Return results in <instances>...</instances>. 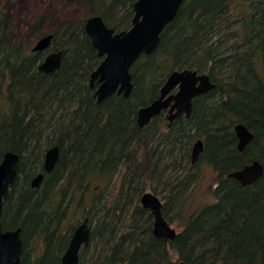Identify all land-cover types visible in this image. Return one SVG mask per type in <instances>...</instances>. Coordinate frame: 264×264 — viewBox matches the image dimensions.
I'll list each match as a JSON object with an SVG mask.
<instances>
[{
	"label": "trees",
	"instance_id": "trees-1",
	"mask_svg": "<svg viewBox=\"0 0 264 264\" xmlns=\"http://www.w3.org/2000/svg\"><path fill=\"white\" fill-rule=\"evenodd\" d=\"M135 1L49 6L50 15L57 6L86 10L49 32V51L62 52L60 69L50 74L37 71L43 52L13 41L0 7V160L5 151L19 155L2 228L21 227L20 264H61L70 237L59 231L61 206L77 203L88 208L92 224L80 264H264V174L252 185L226 177L251 159L264 166V0H241L237 9L234 0H185L156 50L131 67L128 98L113 94L97 104L87 81L100 59L84 32L85 18L100 15L115 32L127 30ZM45 18L30 25L37 39ZM187 68L207 71L215 88L194 99L187 119L168 127L157 116L139 127L138 108L157 98L169 72ZM234 119L254 135L242 153L235 149ZM199 137L205 143L200 161L218 173L215 201L185 216L199 176L190 148ZM54 145L53 169L31 188V179L43 173L45 149ZM93 186L100 194L87 207L84 195ZM147 189L161 197L165 219H184L172 241L151 233V216L139 203ZM31 240L41 244L35 256Z\"/></svg>",
	"mask_w": 264,
	"mask_h": 264
},
{
	"label": "water",
	"instance_id": "water-1",
	"mask_svg": "<svg viewBox=\"0 0 264 264\" xmlns=\"http://www.w3.org/2000/svg\"><path fill=\"white\" fill-rule=\"evenodd\" d=\"M183 2L184 0H136L133 4V17L129 29L117 33L106 27L99 16L92 17L85 22V33L96 55L101 58L97 68L90 74V87L95 80L99 84L94 94L97 102H101L114 93L122 94L125 98L129 96L132 87L131 67L140 56H148L156 50L161 33L173 20ZM51 40V34L40 38L32 48V52L45 51L50 47ZM61 55V51L49 54L37 69L43 73L58 70L61 65ZM212 87L214 85L207 75H200L186 69L173 71L162 84L158 98L138 109L136 122L142 128L166 109L169 121L182 114L188 116L193 99ZM175 88V93H171ZM234 130L238 140L237 149L242 151L253 139V134L242 124L235 126ZM202 150V141H195L191 150V163L198 160ZM57 158V147L46 151L42 165L43 173H38L31 179V188L39 187L43 174L51 172ZM18 162L19 155L14 152H6L0 161V264H20L21 260V229L3 230L1 222L3 204L18 175ZM263 173V167L254 160L240 170L228 174L227 177L235 179L241 185H251ZM139 203L153 217L154 237L172 241L176 232L165 221L159 198L151 192H144L140 196ZM90 232L87 220L76 227L60 259L61 264L78 263L80 249L88 244ZM177 264L184 263L178 262Z\"/></svg>",
	"mask_w": 264,
	"mask_h": 264
},
{
	"label": "rangeland",
	"instance_id": "rangeland-1",
	"mask_svg": "<svg viewBox=\"0 0 264 264\" xmlns=\"http://www.w3.org/2000/svg\"><path fill=\"white\" fill-rule=\"evenodd\" d=\"M54 2H56V0H0V6H2L1 8L6 11L9 24L14 28L12 35L13 41L31 49V47L36 43L37 38H35L34 34L29 31V26L35 21V19L45 17L46 15L43 24L39 27L40 32L45 34L52 31L60 21L65 19H79L86 13L84 8L66 6L65 8L59 7L58 9L56 7L55 12L50 15L51 12L48 11V9ZM216 182V173L210 169L209 166H206V164H200L199 176L195 186L193 187L191 198L184 206L183 214L185 216L198 210L201 206L215 201L213 192ZM99 191L100 190L98 188L94 189V186L91 187L84 195L86 201L84 205L90 204L92 198L100 194ZM105 192L102 195L105 196ZM145 192L151 191L147 189ZM158 198L162 203L161 197ZM83 209L84 208L78 210L76 212L78 214L75 213L72 217L69 216L66 223H70L72 227L76 226L81 218L80 216ZM166 220L176 231H180L184 224V219L182 220V218L181 220H177V217L171 219L168 218ZM28 247L32 256L37 255L41 250V244L32 240L29 242Z\"/></svg>",
	"mask_w": 264,
	"mask_h": 264
},
{
	"label": "bare ground",
	"instance_id": "bare-ground-1",
	"mask_svg": "<svg viewBox=\"0 0 264 264\" xmlns=\"http://www.w3.org/2000/svg\"><path fill=\"white\" fill-rule=\"evenodd\" d=\"M185 1V0H184ZM136 2V1H135ZM134 2V3H135ZM241 2V3H240ZM133 3V4H134ZM238 3H240L241 5H242V1L241 0H234V2L231 4V5H233L234 6V8L235 9H237L238 8ZM183 4V3H182ZM240 4H239V6H240ZM53 5V4H52ZM54 5H56V3H54ZM51 6V5H50ZM0 7H2V6H0ZM230 7H232V6H230ZM59 7L57 6V9H58ZM133 8V7H132ZM233 8V7H232ZM233 8V9H234ZM2 10H3V12L7 15V13H6V11L3 9V8H1ZM55 12V11H54ZM263 14H264V9H263ZM95 16H99L100 17V15H91V16H88V17H86L85 19V22L88 20V19H90V18H92V17H95ZM8 17V16H7ZM40 19V17L39 18H37V19H35V21L34 22H36V21H38ZM103 20V19H102ZM104 22V21H103ZM105 24V23H104ZM106 25V24H105ZM84 26H85V23H84ZM11 27H13V26H11ZM107 27V26H106ZM29 28H30V26H29ZM109 28V27H108ZM111 29V28H110ZM234 29H236V27L234 28ZM113 30V29H112ZM114 31V30H113ZM124 31H126V30H124ZM84 32H85V30H84ZM115 32V31H114ZM115 33H117V32H115ZM50 33H46V34H44L43 36H41L40 38H42V37H44V36H46V35H49ZM86 34V33H85ZM87 35V34H86ZM51 36L53 37V35L51 34ZM88 37V36H87ZM40 38H38L37 39V41L40 39ZM89 38V37H88ZM90 40V39H89ZM36 41V42H37ZM90 43H91V41H90ZM35 45V44H34ZM34 45L31 47V49H30V51L32 52V48L34 47ZM242 48V47H241ZM242 50L243 51H240V53H245V54H249V52H245L244 51V48H242ZM54 52H58V51H49V48L48 49H46L45 51H43V53H44V56H43V59H45V57L46 56H48L49 54H51V53H54ZM32 53H36V52H32ZM40 53V52H39ZM62 53V52H61ZM152 53V52H151ZM150 53V54H151ZM239 54V53H238ZM98 57V56H97ZM249 57H251V61H252V63H254L255 62V60L253 59V56H249ZM99 58V57H98ZM43 59H42V61H43ZM100 59V62H101V58H99ZM41 61V62H42ZM40 62V63H41ZM39 63V64H40ZM38 64V65H39ZM61 64H62V55H61ZM38 65H37V68H38ZM255 66L257 67V65L255 64ZM60 67H61V65H60ZM255 67V68H256ZM97 68V67H96ZM95 68V69H96ZM60 69V68H59ZM58 69V70H59ZM94 69V70H95ZM58 70H56V71H58ZM93 70V71H94ZM180 70H185V69H179V70H177V69H175V70H173V71H180ZM186 70H191V71H195V72H197V73H200V74H202L203 73V71H199V69L198 70H196L195 68H187ZM37 71L38 72H40L38 69H37ZM92 71V72H93ZM173 71H171V72H169L168 73V75L166 76V78H165V80L163 81V83L166 81V79L168 78V76L173 72ZM55 72V71H54ZM54 72H52V73H54ZM91 72V73H92ZM202 72V73H201ZM257 73H259V70H257L256 71ZM41 73H43V72H41ZM90 73V74H91ZM131 73V72H130ZM261 73V72H260ZM43 74H50V73H43ZM90 74H89V78H88V81H87V84H88V89H89V91L92 93V98L93 99H95V101H96V103L97 104H99L100 102H97V98L96 97H94V94H95V92H96V90L99 88V84L97 83V81L95 80L93 83H92V87H90ZM207 75L209 76V73H207ZM210 77V76H209ZM209 80H210V82H212L211 81V78H209ZM162 83V84H163ZM131 84H132V75H131ZM162 84H161V86H162ZM161 86H160V88H161ZM160 88H159V91H160ZM131 90H132V87H131ZM159 91H158V96H159ZM130 93H131V91H130ZM114 94H116V93H114ZM116 95H119V94H116ZM122 95V94H121ZM130 95V94H129ZM123 96V95H122ZM158 96H157V98H158ZM108 97H110V96H108ZM107 97V98H108ZM125 98V97H124ZM128 98V97H127ZM106 99V98H105ZM104 99V100H105ZM156 99V98H155ZM154 100V99H153ZM194 100V99H193ZM103 101V100H102ZM101 101V102H102ZM151 102V101H150ZM149 102V103H150ZM148 104V103H147ZM146 105V104H145ZM145 105H143V106H145ZM143 106H140L139 108H141V107H143ZM138 108V109H139ZM192 108H193V104H192ZM192 108H191V112H190V114L188 115V116H186L185 114H182L181 116H179V117H177V118H174L172 121L174 122L175 120H177V119H187L188 117H190L191 116V113H192ZM138 111V110H137ZM157 116H162V118L164 119V118H166V122L169 124V123H171L172 121H169L167 118H168V112H167V109L166 110H162L161 112H160V114H158ZM157 116H155V117H157ZM155 117H153V118H155ZM136 118H137V114H136ZM152 118V119H153ZM151 119V120H152ZM236 120H239V119H237V118H235ZM234 119V120H235ZM233 121V123H231V128H232V132H233V134H234V136H235V139H236V143H235V149H236V151L237 152H239V153H242L243 151H244V149L246 148H244L242 151H239L237 148V146H238V140H237V138H236V135H235V130H234V127L235 126H237V125H240V124H242L243 126H245L242 122H240V121ZM172 122V123H173ZM137 123V122H136ZM171 123V124H172ZM171 124L169 125V126H171ZM138 125V124H137ZM147 126V125H146ZM145 127V126H144ZM246 127V126H245ZM143 128V127H142ZM247 128V127H246ZM248 129V128H247ZM249 130V129H248ZM250 131V130H249ZM251 132V131H250ZM252 133V132H251ZM253 134V133H252ZM254 136V135H253ZM199 139L202 141V142H204V140H203V138L202 137H199ZM205 144V143H204ZM249 144V143H248ZM247 144V145H248ZM53 147H57L56 145H54V146H51V147H48V148H46L45 149V151H44V155H45V153H46V151L48 150V149H50V148H53ZM58 148V147H57ZM6 152H12V151H5L3 154H2V156L6 153ZM15 153V152H14ZM17 154V153H16ZM2 156H1V158H2ZM254 160H256L262 167H263V169H264V166H263V164L260 162V160H258V159H251L249 162H247V163H245L244 165H242L240 168H238V169H236V170H233V171H231L230 173H232V172H235V171H237V170H240L243 166H245V165H248V164H250L251 162H253ZM1 161V160H0ZM43 161H44V156H43ZM43 161H42V165H43ZM190 163H191V161H190ZM196 163V162H195ZM195 163H191L192 165H194ZM18 167H19V162H18ZM195 168H197V170H198V172H199V165H196V166H194V169ZM209 168L211 169V167L209 166ZM264 174V173H263ZM227 177V176H226ZM226 177H224V178H226ZM228 178V177H227ZM233 179V178H232ZM109 190H112L113 188H111V187H109L108 188ZM108 190V191H109ZM9 197V196H8ZM191 198V197H190ZM8 199V198H7ZM188 201H189V199H188ZM6 202V201H5ZM4 202V203H5ZM86 201H85V198H84V203H85ZM3 206H4V204H3ZM89 206V204L87 205V207ZM185 206V205H184ZM73 207V208H72ZM81 208H83L82 206H79L77 203H75V204H72L71 205V203L70 204H66V203H64L62 206H61V210L64 212V217H63V219H62V221L60 222V225H59V231H60V233H61V235H70V237H69V240H70V238H71V235H73L74 234V232H75V230H76V227L79 225V224H81L84 220H87V222H88V226L90 227V231H91V228H92V224L90 223V217H89V215H88V213H87V209L88 208H84L83 210H82V213H81V218H80V220H79V222H78V224L76 225V226H71L70 225V223H66V221L68 220V218H69V216H73L78 210H80ZM2 213H3V209H2ZM149 213V212H148ZM76 214H78V213H76ZM150 214V213H149ZM163 214V213H162ZM151 216V215H150ZM163 217H164V215H163ZM164 219H165V217H164ZM165 221L168 223V221L165 219ZM153 224H154V220H153V217L151 216V233H152V235H153ZM169 224V223H168ZM170 226V225H169ZM17 228H20L21 229V227H17ZM17 228H15V229H17ZM170 228L171 229H173V230H175L174 228H172L171 226H170ZM175 232H176V235H177V233H178V231H176L175 230ZM69 240H68V242H69ZM67 246H68V243H67ZM67 246H66V248H67ZM87 246V245H86ZM66 248H65V250H66ZM65 250L63 251V253L65 252ZM63 253H62V255H63ZM87 253H89V255H90V252H86L85 254H84V256L86 257V258H91L89 255H87ZM62 255H61V257H62ZM88 256V257H87ZM61 259V258H60ZM178 263V262H177ZM77 264H80L79 263V257H78V263Z\"/></svg>",
	"mask_w": 264,
	"mask_h": 264
},
{
	"label": "flooded vegetation",
	"instance_id": "flooded-vegetation-1",
	"mask_svg": "<svg viewBox=\"0 0 264 264\" xmlns=\"http://www.w3.org/2000/svg\"><path fill=\"white\" fill-rule=\"evenodd\" d=\"M202 73V72H201ZM207 71H203V73L202 74H204V75H207ZM198 74H200V73H198ZM202 74H200V75H202ZM208 76V75H207ZM209 77V76H208ZM210 78V77H209ZM213 85H214V87H212V88H210L208 91H206V92H204L203 94H206V93H208L209 91H211L212 89H214L215 88V84L213 83V82H211ZM175 91H176V88L171 92V93H175ZM203 94H200L199 96H201V95H203ZM198 97V96H197ZM196 98V97H195ZM194 98V99H195ZM193 102H194V100L192 101V104H193ZM164 121L166 122V118H164ZM173 122V121H172ZM171 122V123H172ZM167 123V122H166ZM171 123H167V126L168 127H170L169 125L171 124ZM197 140H200L199 138H197V139H195L193 142H192V144H191V150H192V145H193V143L195 142V141H197ZM203 143V150H204V148H205V144H204V142H202ZM191 150H190V161H191ZM203 150H202V152H203ZM200 156H201V154L199 155V157H198V160L196 161V163L194 164V165H192L191 163V166H196V165H200V164H206V166H208V164L207 163H205V162H202V160L200 161ZM212 169V168H211ZM213 170V169H212ZM215 173H216V175H217V180H218V173H217V171H215V170H213ZM199 173V172H198ZM228 174H230V173H228ZM227 174V175H228ZM226 175V176H227ZM235 180V179H234ZM236 181V180H235ZM237 182V181H236ZM217 183V182H216ZM239 183V182H238ZM240 184V183H239ZM252 185V184H251ZM216 187V186H215ZM83 247H85V246H83ZM80 251H81V249H80ZM80 253V252H79ZM78 257H79V255H78Z\"/></svg>",
	"mask_w": 264,
	"mask_h": 264
}]
</instances>
